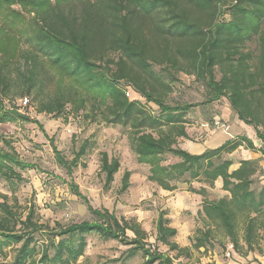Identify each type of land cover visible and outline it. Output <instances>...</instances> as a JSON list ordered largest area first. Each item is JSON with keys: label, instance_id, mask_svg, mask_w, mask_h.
I'll return each mask as SVG.
<instances>
[{"label": "trees", "instance_id": "16d2710c", "mask_svg": "<svg viewBox=\"0 0 264 264\" xmlns=\"http://www.w3.org/2000/svg\"><path fill=\"white\" fill-rule=\"evenodd\" d=\"M252 41L257 43L256 52L247 48ZM155 65L164 67L172 81L178 73L194 75L207 91V102L226 97L238 118L255 127L260 147L245 135L201 153L180 146L179 138L190 137L186 114L193 104L163 99L173 87L161 80L163 74L154 75ZM132 66L151 74L163 88L133 74ZM49 74L55 77L52 92L47 89ZM121 81L158 105L160 114L155 116L145 104L131 100ZM25 97L31 98L38 113L72 114L121 125L138 162L150 165V181L166 190L187 182L189 191L203 195L197 211L203 225L190 237L192 245L181 246L174 240L178 230L164 209L156 220L158 243L177 250L179 256H190L192 248L207 252L216 242L224 247L232 243L233 252L244 257L264 254V168L256 159H241L232 169L235 162L226 156L240 147L264 155V0H0V122L19 118L35 122L44 131L38 119L15 106L16 99ZM50 143L69 174L91 149L86 139L69 160L54 137ZM5 144L9 148H0V175L22 181L21 170L36 165L24 160L9 141ZM167 153L178 160L165 163ZM120 166L118 157L101 152L100 172L106 187ZM130 175V170L124 172L121 191L130 186ZM218 179L226 194L207 198V185L213 187ZM194 180L203 186H193ZM70 189L94 220L66 226L57 222L51 227L35 220L30 207L16 231L10 226L15 212L0 202L5 212L0 219L2 243H20L15 258L4 259L3 264H73L87 245L82 235L92 232L142 249L148 264H174L158 247L146 248L148 234L139 221L94 207L73 180ZM40 231L63 238L48 240L36 259L35 233ZM76 235H81L77 244ZM50 247L55 249L53 256Z\"/></svg>", "mask_w": 264, "mask_h": 264}, {"label": "rangeland", "instance_id": "374dc122", "mask_svg": "<svg viewBox=\"0 0 264 264\" xmlns=\"http://www.w3.org/2000/svg\"><path fill=\"white\" fill-rule=\"evenodd\" d=\"M225 18L230 17L226 15ZM247 48L256 52V41L249 42ZM153 69L155 76L163 74L161 80L166 84L172 83V91L168 93L166 90L162 95L166 102L193 104L186 114V127L190 137L179 138L180 146L197 153L205 146H220L226 138L235 139L241 135L257 142L256 146L261 145L255 127L238 118L226 97L207 102V91L194 75L178 73L175 74L176 80L172 81L173 76L168 75L164 67L155 65ZM130 70L133 74L146 78L149 85L156 84L163 88L151 74L140 71L136 66H132ZM216 73L217 78H220L221 73ZM49 75L47 89L52 92L55 91V77ZM120 85L128 92L131 100H139L150 108L155 116L160 114L158 105L148 102L129 82L121 81ZM6 106L9 108L10 104L6 102ZM15 106L22 114L38 119L43 124L44 131L35 122L19 118L0 122V148H9L5 144L9 141L24 160L36 165L35 168L21 170L24 178L22 181L9 180L0 175V202L5 201L15 212L16 216L10 223L14 230H20L19 220L26 217L30 207L35 210V220L49 224L51 227L56 226L57 222L66 226L83 220H94L87 205L70 189V181L73 180L94 207L108 208L119 217L139 221L148 234L145 239L146 248L158 247L161 252L173 259L174 264H215L217 260L223 262L222 260L232 258L233 252L231 256H227V246L224 247L217 242L207 252H204V249L192 248L190 256H179L177 250H169L168 246L156 241V220L159 210L164 209L167 217L171 218L172 226L178 230L174 240L181 246H191L190 237L203 225L197 213L203 195L189 191L187 182H179L174 190H162L156 182L150 181L148 179L150 165L138 162L124 127L92 122L72 114L57 116L38 113L32 100L24 105L18 98L15 100ZM215 118H221L228 123L230 130L225 132L216 129L213 124ZM51 137H54L56 146L69 160L75 156L84 140H90V152L81 158L71 174L58 163L50 143ZM103 151H107L110 156L118 157L121 163L110 187H106L104 174L100 172V158ZM165 156V163L178 160L170 153ZM226 156L237 163L243 153L240 150ZM17 170L19 171V168ZM126 170L131 171L130 186L126 191H121L122 177ZM203 184L193 181V186L197 188ZM207 189L206 196L209 199H216L226 194L216 183L213 187L207 185ZM4 215L5 212L0 208V219ZM128 233L133 236L131 231ZM35 236L38 250L35 254L36 259L40 258L48 240L54 239L57 242L63 238L52 237L50 231H40L35 233ZM82 236L87 245L84 253L73 264H148L142 249H131V245L123 244L119 240L103 238L96 232ZM2 239L4 237L0 235L1 243ZM80 239L81 235H76L73 241L77 244ZM2 244L1 255L6 262L12 261L20 243L4 241ZM54 253V247H50V256ZM251 254L254 253L248 256Z\"/></svg>", "mask_w": 264, "mask_h": 264}, {"label": "crops", "instance_id": "0c3cea01", "mask_svg": "<svg viewBox=\"0 0 264 264\" xmlns=\"http://www.w3.org/2000/svg\"><path fill=\"white\" fill-rule=\"evenodd\" d=\"M229 139L230 138H226L224 140V142H226ZM254 143H255V145H257V142L254 141ZM207 147L208 148H214V147H217V146H205V148L203 150L198 151L197 153H201ZM258 147H260V146H258ZM185 149H187V147ZM240 150H241V153H243V156L240 157V160L241 159H256V160L259 161V163L264 168V155L260 151L252 150V149H248V148H244V147H240L236 151L239 152ZM238 165H239V161H237V163H234L232 165V169L238 167ZM215 183L217 185L222 186V180L221 179L216 180ZM162 190H166V189L162 188ZM215 256H217L216 253H215ZM222 261L223 262L217 260V262H215V264H264V254L261 255V254H258V253H254V254H251V256L244 257V256H240L239 254H235L233 252L232 258L230 260H222Z\"/></svg>", "mask_w": 264, "mask_h": 264}, {"label": "built area", "instance_id": "2783aa9c", "mask_svg": "<svg viewBox=\"0 0 264 264\" xmlns=\"http://www.w3.org/2000/svg\"><path fill=\"white\" fill-rule=\"evenodd\" d=\"M126 94L129 96L128 92H126ZM28 102H29L28 97L22 99V104L26 105ZM213 124L216 129H220L225 132L230 130V125L225 121H223L221 118H215ZM233 250H234V245L232 243H228L226 247V255L231 256ZM3 262H4V258L0 255V264H3Z\"/></svg>", "mask_w": 264, "mask_h": 264}]
</instances>
